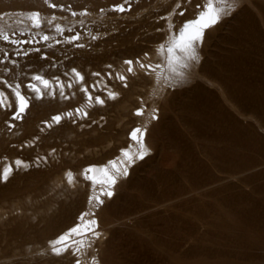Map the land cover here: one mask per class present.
<instances>
[{"label": "rangeland", "instance_id": "1", "mask_svg": "<svg viewBox=\"0 0 264 264\" xmlns=\"http://www.w3.org/2000/svg\"><path fill=\"white\" fill-rule=\"evenodd\" d=\"M206 1L130 0V10L116 13L111 9L124 0H49L58 8L40 4L42 0H0V16L12 39L28 38L19 37L28 22L17 20L39 11L73 28L81 36L76 43L85 45L66 44L51 32L53 47L24 45L42 50L25 57L16 55L15 45L0 41V49L9 52L6 58L0 54V80L21 83L26 91L23 85L31 82V75H44L53 83L58 76L70 97L57 92L55 98L34 101L33 111L30 107L18 120L21 124L10 122V109H0L1 169L4 162L15 168L17 159L29 165L14 169L9 180L16 186L0 182L1 194L9 193L0 194V264H76L77 245L57 256L45 242L59 230L63 217L85 211L95 213L101 237L85 241L92 246L82 249V264H92V258L100 264H264V0H234L231 13L206 30L199 62L183 82H168L166 55L158 49L167 45L170 25L178 30ZM73 11L89 14L74 17ZM42 54L48 60L40 59ZM127 56L146 67L137 60L136 69L128 73ZM72 68L82 72L87 85L99 82L92 96L100 95L103 106L93 100L89 107L74 78L73 88H67ZM156 68L162 71L159 83L151 77ZM117 73L124 74L127 87L116 79ZM155 83L159 89L153 95ZM108 91L118 97L107 99ZM77 107L86 108L87 119L75 118L73 123L65 118L59 125L45 126L55 112ZM141 108L144 114L137 116ZM153 114L157 119H151ZM135 125L148 128L150 155L137 161L127 178L118 179L114 196L89 207L88 198L96 193L83 178L84 168L118 157L124 146H135L130 139ZM38 158L44 159L37 167ZM69 170L75 174L73 185L65 179Z\"/></svg>", "mask_w": 264, "mask_h": 264}, {"label": "snow or ice", "instance_id": "2", "mask_svg": "<svg viewBox=\"0 0 264 264\" xmlns=\"http://www.w3.org/2000/svg\"><path fill=\"white\" fill-rule=\"evenodd\" d=\"M44 3L47 4L49 8H57L58 5L55 3H50L49 0H44ZM130 3V0H124V3L115 5L111 11L116 13H123L126 10V5ZM177 8L180 7L179 3L176 5ZM199 7V6H198ZM234 7V0H207L206 6L201 10L195 19L189 20L182 24L178 30H174L173 26L170 25L169 32L170 35L167 37V45H160L159 51L163 54L166 53V65L169 72L168 82L171 83L173 79H179L180 82H183L185 75L191 67L199 62V48L203 44L204 36L206 30L214 27L221 22L223 18L228 16ZM63 11V8H61ZM103 11V10H101ZM88 12H72V16L83 15L87 16ZM172 14H175L174 12ZM179 15H184V12L181 11ZM57 17L53 15L50 19L47 17H42L39 11L29 12L26 16L20 17L17 20V23H24L27 21L26 30L21 31L19 35L21 37H28L26 39H12L7 26L3 23L4 18L0 16V41L10 43L15 45L17 48L16 55H22L25 57L31 56L33 52L40 53L42 50L39 47L26 48L24 45H37L43 44L47 48L53 47L50 41L54 40V36L51 35V32L58 33L61 37H64L63 42L69 45H75L76 47L83 48L85 45L78 44L81 39L79 33L74 32L73 28H65L59 23H55ZM50 26L49 32H44V28ZM34 30V34L33 33ZM74 33L71 36H65V33ZM15 31H13V35ZM96 36H92V40H96ZM61 41L57 40L56 43ZM0 53L6 58L9 54L3 49H0ZM42 60H48V56L42 54L40 56ZM4 63V60H0V64ZM13 66H16V61H13ZM137 63H140L137 61ZM129 67L127 69L128 73L133 72V61H125ZM111 68V65H109ZM141 68L146 66L143 63H140ZM67 75V73H66ZM94 76L99 77L100 73H93ZM109 79L112 78L111 73L108 74ZM73 78L74 83L80 85V91L84 93L85 98L88 101V106H93V100L95 105L103 106L105 100L102 99L99 95L93 98L92 92L97 91L100 88L99 82L92 85H87L85 83V77L78 72L75 68L71 69V77L67 83V88H73ZM55 83L51 79L45 78L44 75L34 74L30 76L29 83L23 85L26 91L22 92V84L16 83L13 85L9 80L3 79L0 80V84L4 88L9 90V93L14 98L10 101L9 95L5 91L0 90V109H10L11 110V120L18 121L22 120L24 115L27 113V110L30 108L34 101H41L46 96H51L55 98L57 92L59 96L64 99H69L70 97L65 94V83L60 80V78L54 77ZM116 79L125 82L126 77L119 73L116 74ZM124 86L127 87V83H124ZM107 87V86H105ZM91 88V91H89ZM30 93L31 95H29ZM107 99L115 100L118 97V93L108 91L106 93ZM155 112V110H153ZM144 114V109H138L136 111L137 116ZM89 113L80 108L75 109L74 111H69L66 113H60L53 115L50 121L45 122V126L48 128L53 127L54 125H59L63 119L72 120L75 123V118L87 119ZM151 119H157V116L153 114ZM14 125H10L13 127ZM146 127L141 128L137 127L132 130L130 133V139L137 145L136 149L133 150H122L121 155L123 159L117 162L116 160L109 161V164L104 167H95L89 166L83 170V178L86 181H89L94 195H90L88 198V203L92 204L95 202L96 205H102L104 200L102 197L111 198L114 195L113 188L117 184L118 179L127 178L129 176V169L135 165L137 161L144 160L150 153V149L146 145L145 136H146ZM55 150H53L54 152ZM39 159L34 163L36 166H39ZM47 162V161H45ZM15 170L18 171L21 168L29 167L22 160H15ZM14 168L12 164L5 165L0 169V182L6 183L10 176L13 174ZM66 182L68 185H73L75 176L74 173L69 170L66 172L65 176ZM95 213L82 212L77 217L76 224L69 229L67 232L59 235L54 240H50L49 246L52 254L62 255L64 252L68 251L73 245H78L73 249V255L77 257L76 264H82L79 256L82 249L86 246L91 247L92 242L90 241L85 245V241L89 237L99 238L100 233L98 229V221L94 218ZM92 264H98L96 258H92Z\"/></svg>", "mask_w": 264, "mask_h": 264}, {"label": "bare ground", "instance_id": "3", "mask_svg": "<svg viewBox=\"0 0 264 264\" xmlns=\"http://www.w3.org/2000/svg\"><path fill=\"white\" fill-rule=\"evenodd\" d=\"M40 1H41V0H39V2H40ZM43 1H44V0H42V3L40 2V4H43V5H44L45 3H43ZM37 2H38V1H37ZM51 2H52V1H51ZM206 2H207V1H206ZM53 3H54V2H53ZM45 6H46V5H45ZM57 8H58V7H57ZM262 10H263V9H262ZM25 13H27V12H25ZM40 13H41V12H40ZM42 14H43V13H41V15H42ZM2 16H4V15H2ZM4 18H5V17H4ZM195 18H196V17H195ZM195 18H193V19H195ZM7 19H8V18H7ZM8 20H9V19H8ZM5 21H6V20H4V22H5ZM11 22H12V21H11ZM9 23H10V21H9ZM12 23H13V22H12ZM4 24H6V23H4ZM16 25H17V24H16ZM14 27H16V26H14ZM14 27L12 26V28H14ZM12 28H10V29L12 30ZM8 32H9V31H8ZM11 32H12V31H11ZM9 33H10V32H9ZM12 33H13V32H12ZM12 36H14V35H12ZM19 37H21V36H19ZM11 38H12V37H11ZM20 39H21V38H20ZM23 39H24V38H23ZM130 40H131V39H130ZM126 42H128V41H126ZM129 43H130V42H129ZM2 44H3V43H2ZM126 44H127V43H126ZM4 45H5V44H4ZM6 45H7V44H6ZM11 45H12V44H11ZM156 46H157V45H156ZM158 46H159V45H158ZM5 47H6V46H5ZM13 47H14V45H13ZM25 47H26V46H25ZM9 48H10V47H9ZM14 48H15V47H14ZM28 48H29V47H28ZM159 48H160V46L158 47V49H159ZM7 49H8V47H7ZM3 50H4V49H3ZM153 50H154V49H153ZM155 51H156V49H155ZM14 52H15V51H14ZM150 52H151V51H150ZM150 52H149V53H150ZM159 52H160V51H159ZM8 53H9V52H8ZM0 54H2V53H0ZM147 54H148V53H147ZM151 54H152V53H151ZM153 54H154V51H153ZM163 54H164V53H163ZM145 55H146V54H145ZM165 55H166V53H165ZM134 56H136V55H134ZM134 56H133V57H134ZM143 56H144V55H143ZM147 56H148V55H147ZM149 56H150V55H149ZM149 56H148V57H149ZM157 56H158V54H157ZM160 56L162 57V54H160ZM160 56H159V57H160ZM163 56H164V55H163ZM129 57H130V56H129ZM141 57H142V56H141ZM141 57H140V58L138 57V58L140 59V61H141ZM0 58H1V57H0ZM2 58H3V56H2ZM127 58H128V56H127ZM134 58H135V57H134ZM136 58H137V57H136ZM126 60H127V59H126ZM128 60L133 61L132 67H133V70H135V69H136V68H135V65L137 64L136 61H137L138 59H136V61H135V59H133V58L131 57V58H128ZM145 60H146V59H145ZM163 60H166V58H164ZM138 61H139V60H138ZM142 61H144L143 58H142ZM140 63H141V62H140ZM140 63H139V64H140ZM144 63H145V61H144ZM162 63H165V62L162 61ZM165 64H166V63H165ZM125 65H126V64H125ZM159 66H160V65H159ZM163 66L165 67V65H163ZM158 68H160V69L162 70L161 67H158ZM160 69H157V68H156V69H155L156 72H154V73L152 72V73H153V76H151L152 74L150 75L151 77H154V79H155L156 81H157V79L159 78V74H160V73H159L158 71H161ZM163 69H165V71H167L166 68H163ZM77 71H78V70H77ZM162 71H163V70H162ZM162 71H161V74H162ZM78 72H80V71H78ZM5 73H6V72H5ZM80 73L82 74V72H80ZM166 73H167V72H166ZM3 75H4V74H3ZM82 75H83V74H82ZM123 75H124V74H123ZM166 75H167V74H166ZM161 76H162V75H160V78H161ZM0 78H1V77H0ZM45 78H46V77H45ZM167 79H168V78H167ZM8 80H9V79H8ZM151 81L154 82V81L152 80V78H151ZM159 81H162V79H161V80L159 79ZM11 83H12V82H11ZM157 83H159V82L157 81ZM157 85H158V84H157ZM157 85H156V83H155V87H154V88H150V89L153 91V95H155L154 92L156 93L157 90L159 89V88L157 89ZM158 86H159V85H158ZM130 87H132V86H130ZM130 87H129V88H130ZM132 88H133V87H132ZM0 90L5 91V93L9 95L10 101H11L12 99H14V98L11 96V94L9 93V90L6 89V88H4V86H0ZM21 90H22V92H24V91H23L24 89H21ZM127 90H129V89H127ZM151 90H150V91H151ZM89 91H90V90H89ZM152 91H151V92H152ZM159 91H161V89H160ZM159 91H158V93H159ZM117 92H118V91H117ZM127 92H128V91H127ZM131 92H132V91H131ZM115 93H116V92H115ZM123 94H124V93H123ZM125 94H126V93H125ZM127 94H128V93H127ZM127 94H126V96L123 95V96H125L126 99L128 98V97H127ZM131 94H133V93H130V95H131ZM151 94H152V93H151ZM130 95H129V96H130ZM157 95H158V94H157ZM99 96H100V95H99ZM132 96H133V95H132ZM162 96H163V95H162ZM100 97H101V96H100ZM101 98H102V97H101ZM125 98H124V99H125ZM102 99H103V98H102ZM118 101H119V100H118ZM122 101H123V100H122ZM127 101H128V100H127ZM36 102H37V101H36ZM120 102H121V101H120ZM120 102H117V103L119 104ZM34 103H35V102H34ZM39 105H40V104H39ZM121 105H123V104H120V106H121ZM127 105H128V103H127ZM40 106L42 107L43 105H40ZM116 106H117V105H116ZM128 106H129V105H128ZM30 107H31V106H30ZM118 107H119V106H118ZM42 108H43V107H42ZM77 108H78V107H77ZM77 108H76V109H77ZM84 108H85V107H84ZM119 108H120V107H119ZM82 109H83V108H82ZM85 109H86V108H85ZM85 109H83V110H85ZM30 110L33 111L32 107H31ZM34 110H35V108H34ZM37 110H38V109H37ZM42 110H43V109H42ZM122 110H124V108H123ZM125 110H126V109H125ZM27 111H28V110H27ZM85 111H86V110H85ZM9 112H10V110L8 111V113H9ZM67 112H69V111H67ZM33 113H34V112H33ZM33 113H32V114H33ZM53 113H54V112H53ZM60 113H62V112H55L53 115L60 114ZM27 114H28V112H27ZM34 115H35V113H34ZM24 116H25V115H24ZM2 117H3V116H2ZM4 117H5V116H4ZM4 117H3V118H4ZM26 117H27V116H26ZM51 117H52V115H51ZM3 118H2V120H3ZM5 118H6V117H5ZM23 118H25V117H23ZM7 119H8V118H7ZM2 120H1V121H2ZM9 120H10V122H14V123H15V122H19V123H20V121H21V120H20V121H12L11 118H10ZM25 120H26V119H25ZM31 120H33V119H31ZM28 121H29V120H28ZM35 121H36V120H35ZM38 121H39V120H38ZM38 121H37V122H38ZM6 122H7V121H6ZM26 122H27V121H26ZM29 122H31V121H29ZM8 124H9V122H8ZM20 124H21V123H20ZM26 124H27V123H25V125H26ZM34 124H35V123H34ZM36 124H37V123H36ZM108 124H110V123H108ZM12 125H14V124L12 123ZM25 125H23V126H25ZM29 125H30V124H29ZM111 125H113V124H111ZM3 126H4V125H3ZM18 126H20V125L18 124ZM31 126H32V125H31ZM35 126H36V125H35ZM33 127H34V125H33ZM36 127H37V126H36ZM107 127H108V126H107ZM109 127H110V126H109ZM111 127H112V126H111ZM137 127L145 128L146 126H145V127H144V126H141V125H140V126H136V125H135V127L132 126V127H131L132 129L130 128V129H131V132H132L133 129H135V128H137ZM8 128H9V127H8ZM28 128H29V126H27V129H28ZM2 129H3V128H2ZM30 129H31V128H29L28 130H30ZM146 129L148 130V128H146ZM4 130H5V129H4ZM12 130H13V129H12ZM24 130H25V132L28 133V130H27V131H26V129H24ZM33 130H36V128L33 129ZM128 130H129V129H128ZM129 131H130V130H129ZM131 132H130V133H131ZM27 133H26V134H27ZM33 133H34V132H32V134H33ZM147 133H148V132L146 131L145 142H146V145L148 146V143H147ZM6 134H8V133H6ZM4 135H5V133H4ZM13 135H14V134H13ZM27 135H29V133H28ZM27 135H26V136H27ZM0 136H1V135H0ZM99 136H100V135H99ZM6 140H7V139H6ZM13 140H14V139H13ZM148 140H149V139H148ZM4 141H5V140H4ZM4 141H3V142H4ZM15 141H16V139H15ZM8 143H9V142H8ZM0 144H1V141H0ZM4 144H5V143H4ZM5 145L7 146V144H5ZM132 145H135V144H132ZM136 147H137L136 145H135V146H130V147H125V146H124V147L122 148V150H133V151H134V150L136 149ZM148 148H149V146H148ZM2 149H3V148H2ZM13 149H14V148H13ZM14 150H15V149H14ZM2 151H3V150H2ZM2 151H1V152H2ZM121 152H122V151H120V153H121ZM149 155H150V154H149ZM114 157H115V156H114ZM147 157H148V156H147ZM9 158H10V157H9ZM150 158H151V157H150ZM150 158H149V159H150ZM152 158H153V157H152ZM152 158H151V160H153ZM121 159H123V157H122L121 154H119L118 157L112 158V159H110V161H112V160H116L117 162H119V160H121ZM9 160H11V159H9ZM1 161L4 162V160H2V159H1ZM7 161H8V160H7ZM13 161H14V160H13ZM22 161H23V160H22ZM24 162H25V161H24ZM253 162H254V161H253ZM89 163H90V164H88V165L86 164L87 167H89V166H95V167H98V168H99V167L107 166V165L109 164V160H108L107 162H104V163H101V162H100V163H97V162H96V163L89 162ZM4 164L7 165L6 162H4ZM27 164H28V163H27ZM254 164H255V162H254ZM258 164H259V163H258ZM245 166H246V165H245ZM243 167H244V166H243ZM13 168H14V167H13ZM85 168H86V167H85ZM85 168H84V169H85ZM131 168H132V167H131ZM131 168L129 169V173H130L131 170H133V169H131ZM252 168H253V167H252ZM0 169H1V167H0ZM14 169H15V168H14ZM244 169H245V168H244ZM250 169H251V168H250ZM247 170H248V169H247ZM244 171H245V170H244ZM131 172H133V171H131ZM74 175H75V174H74ZM11 176H12V175H11ZM10 178H11V177H10ZM63 178H64V177H63ZM63 178H62V179H63ZM75 179H76V178H75ZM119 180H120V179H119ZM119 180H118V182H119ZM11 181L13 182V180H12V179L9 180V183H8L9 186H10V185H13V184H10ZM5 184H6V183H5ZM8 184H6V186H8ZM14 185H15V184H14ZM14 185H13V187H14ZM117 185H118V183H117ZM4 186H5V185H4ZM15 186H16V185H15ZM4 188H5V187H4ZM15 188H18V187H15ZM115 188H116V186L112 189L114 193H115ZM5 189H6V188H5ZM5 189H4V190H5ZM19 189H20V186H19L18 190H19ZM2 190H3V189H2ZM14 190H15V189H14ZM18 190H17V191H18ZM20 190H21V189H20ZM6 192H7V191H5L4 193H6ZM8 192H9V191H8ZM11 192H12V190H11ZM15 193H16V192H15ZM92 193H93V192H92ZM92 193H91V194H92ZM0 194H1V192H0ZM6 194H7V193H6ZM6 194L4 195L3 192H2L1 196L4 195V197H5ZM8 194H9V193H8ZM8 194H7V195H8ZM11 194H12V193H11ZM12 195H13V194H12ZM113 196H114V195H113ZM0 198H2V197H0ZM77 200H79V199H77ZM77 202H79V201H77ZM80 203H81V201H80ZM80 203H79V204H80ZM79 204H78V205H79ZM88 204H89V203H88ZM63 205H65V204L63 203ZM63 205H61V206H63ZM82 205H83V203H82ZM91 205H92V204H89L88 206L91 207ZM93 205H95V202H93ZM66 206H67V205H66ZM88 206H87V207H88ZM49 207H50V206H49ZM59 207H60V206H59ZM80 207H81V206H80ZM93 207H94V206H93ZM60 208H61V207H60ZM66 208H67V207H66ZM81 208L83 209V207H81ZM85 209H86V207H85ZM58 210H59V209H58ZM58 210H57V211H58ZM68 210H70V209H68ZM87 210H88V208H87ZM54 211H55V210H54ZM61 211H62V210H61ZM64 211H65V209H64ZM64 211H62V213H64ZM84 211H85V210H84ZM89 211H91V208H90ZM92 211L94 212V208L92 209ZM65 212H66V211H65ZM75 212H77V211H75ZM80 212H81V210H79V213H80ZM85 212H88V211H85ZM68 213H70V212H68ZM81 213H82V212H81ZM81 213H80V214H81ZM89 213H90V212H89ZM45 214H48V213L46 212ZM80 214H79V215H80ZM63 215H64V214H63ZM79 215H78V216H79ZM42 216H44V215H42ZM78 216H77V217H78ZM62 217H63V216H62ZM77 217H76V216H73V215H72V216H68V215H66L65 217H63V218H62V221H61V226H60V227L57 226V227L59 228V230H58L57 232H54V234H53L52 236L49 235V237L47 238V239H48L47 241L49 242L50 240H54V239L57 238L59 235L65 233V232H67L69 229H71V228L76 224V222H77ZM94 218L98 221V229H100V228H99V220H98V218H96V216H95ZM48 220H51V219H48ZM59 220H60V219H59ZM59 220H58V222H59ZM49 222H50V221H49ZM56 225H57V224H56ZM56 225H54V226L56 227ZM34 226H35V225H34ZM100 226H101V225H100ZM35 227H36V226H35ZM42 227H43V226H42ZM57 227H56V228H57ZM56 228H55V229H56ZM37 229H38V228H37ZM37 229H36V230H37ZM43 229H44V228H43ZM47 229H48V228H47ZM98 229H97V231H98ZM36 230H35V231H36ZM42 232H43V231H42ZM98 232H99V231H98ZM32 234H34V233H32ZM39 234H40V233H39ZM103 234H104V233H103ZM28 235H29V234H28ZM32 236H34V235H32ZM39 236H40V235H39ZM42 236H43V235H42ZM42 236H41V237H42ZM47 236H48V235H47ZM34 237H35V236H34ZM99 237H101V236H99ZM45 239H46V238H45ZM47 241L45 242V244L47 243V244H46V247L49 248V250L51 251L50 246H49V243H48ZM85 243H86V242H85ZM77 246H78V245H77ZM46 247H45V248H46ZM45 248H44V250H45ZM47 248H46V250H48ZM73 248H75V247H73ZM49 250H48V251H49ZM99 260H100V259H98V264H100V263H99Z\"/></svg>", "mask_w": 264, "mask_h": 264}]
</instances>
